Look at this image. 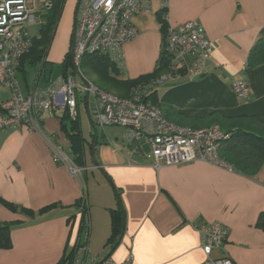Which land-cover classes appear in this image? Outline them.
Instances as JSON below:
<instances>
[{
  "label": "crops",
  "instance_id": "obj_1",
  "mask_svg": "<svg viewBox=\"0 0 264 264\" xmlns=\"http://www.w3.org/2000/svg\"><path fill=\"white\" fill-rule=\"evenodd\" d=\"M167 1V23L197 22L213 44L203 76L193 79L180 67L179 77L156 89L157 106L167 120L264 135V61L248 66L253 49L264 43V0ZM160 8V0H152L150 12L131 19L138 36L123 46L121 79H137L157 68L164 37ZM35 68L31 87L26 72L17 70L24 96L40 88L43 74ZM236 80L248 82V99L233 93L231 83ZM10 96L11 91L0 86V107ZM79 106L91 124L86 134L77 110L85 138L82 161L88 168L82 179L53 162L49 150L51 137L66 150L70 145L62 111L42 115L40 129H0V198L15 208L0 204V223L11 227V246L0 248V264H62L82 243L92 264L108 258L122 263L130 256L132 264H203L206 256L197 229L212 223L229 232L214 257L264 264V230L257 227L264 211V161L258 171L245 174L200 161L157 169L146 141L130 146L123 128L101 130L87 103ZM120 203L124 227L115 245L109 241L111 212Z\"/></svg>",
  "mask_w": 264,
  "mask_h": 264
},
{
  "label": "built area",
  "instance_id": "obj_2",
  "mask_svg": "<svg viewBox=\"0 0 264 264\" xmlns=\"http://www.w3.org/2000/svg\"><path fill=\"white\" fill-rule=\"evenodd\" d=\"M72 33L73 73L60 76L52 85L34 88L24 96L19 90L17 70L21 59L33 46L31 26L47 25L46 17L65 0H0V86L11 91L10 98L3 102L0 112V129H40L42 115L54 116L67 110L72 118L78 117V99L87 96V107L94 118V125L103 130L107 126H119L125 130L130 146H139L146 141L151 149L155 168L177 166L192 162H206L217 167L229 165L219 155L222 142L230 137L220 126L205 128L182 126L167 120L160 107L144 99L153 90L168 80L179 77L183 67L186 74L196 79L204 74L206 62L213 52V44L204 28L197 22L169 24L164 33L161 53L168 61V70L150 82L138 84L130 95L123 98L105 92L89 82L81 70L82 61L89 55L106 56L120 70L124 60L123 46L138 35L131 19L148 13L152 0H76ZM161 8H168L167 0H160ZM39 31V33H40ZM80 76L82 83H78ZM238 98L248 99L250 86L247 81L231 83ZM79 94V95H77ZM53 162L68 166L76 177L82 179L88 168L78 166L69 150L48 139ZM85 222L88 221L85 216ZM88 225V222H86ZM203 240L206 256L203 264H234L228 257L216 258L213 252L221 248L228 230L220 223L201 225L197 229ZM86 244L76 246L66 264H92ZM101 264H132V256L122 263L108 258Z\"/></svg>",
  "mask_w": 264,
  "mask_h": 264
},
{
  "label": "trees",
  "instance_id": "obj_3",
  "mask_svg": "<svg viewBox=\"0 0 264 264\" xmlns=\"http://www.w3.org/2000/svg\"><path fill=\"white\" fill-rule=\"evenodd\" d=\"M158 12L159 22L161 24L162 34L165 35L167 30L168 23L166 22L167 9L160 8ZM61 12H63V7L58 5L54 8V10L49 13L46 17L47 25L41 29L40 35L36 38L34 37L33 46L29 53L25 55L19 64L18 71L26 72L25 66L29 65L31 67H39V73L46 76V80L50 79L52 72V64L48 61V55L51 48V43L53 41V37L55 34V30L59 23ZM164 38V37H163ZM71 50H72V39H71ZM71 50L67 52L62 62L63 69L62 75L73 73V60ZM264 43L259 42L256 47L253 49L250 54V63L248 66H256L260 65L264 61ZM161 53L160 58H158V65L153 73L148 75H143L137 79H121L119 76V69L117 66L109 61L110 59L106 56L100 55H89L84 58L82 61V69H84V73L89 74L91 76L99 77L101 83H106L104 86L108 88L109 86L113 89H117L119 95L121 97L129 96V92L131 88L137 86L138 84L150 82L152 79L163 74L166 70H168V61L165 59ZM157 94L156 90H153L149 96H146L144 99L146 102H151L153 105L157 106ZM87 96L80 95L78 105L81 101L87 103ZM84 99V100H83ZM88 105V104H87ZM2 111L0 107V112ZM62 126L63 129L67 132V136L70 139V145L67 148L71 155L73 156V161L76 165L84 167L83 160V149L85 138L82 136L81 130V122L79 117L72 118L67 112V110L62 111ZM57 114V113H56ZM55 114V115H56ZM222 127V126H221ZM230 134V137L222 142L221 147L219 149V155L222 157L221 153L225 155L226 159H223L229 167L232 169L241 172V173H254L258 171L259 165H261L262 161H264V135H260L252 131L251 129L244 128H236L225 130ZM54 138V137H51ZM55 140V138H54ZM4 203L11 209L15 210L13 205L10 203L3 201L0 198V204ZM120 207L116 208V210H112V233L109 241L113 244L117 242V237L120 235V232L123 231L124 227V210L121 208L122 204H119ZM257 227H260L264 230V211L259 214V218L257 220ZM11 227L7 224L0 223V248H8L11 246L10 236ZM116 245V244H115ZM71 259V254H69L65 259H63L62 264H66Z\"/></svg>",
  "mask_w": 264,
  "mask_h": 264
},
{
  "label": "rangeland",
  "instance_id": "obj_4",
  "mask_svg": "<svg viewBox=\"0 0 264 264\" xmlns=\"http://www.w3.org/2000/svg\"><path fill=\"white\" fill-rule=\"evenodd\" d=\"M65 4L63 7V12H61V17L59 20V23L57 25V28L55 30V34L54 37L52 38L53 41L51 43V48L49 51V55H48V61L50 62V64H52L51 68H52V72L50 76V79L47 81L46 80V76L41 75V77L39 78V85L40 88H44V87H48L52 84H54L61 76L62 74V69H63V65L62 62L64 60L65 55L67 54V52H69L71 50V37H72V33H73V24H74V12H75V8H76V4L77 1L76 0H65ZM155 13V12H154ZM29 31L31 33L32 37H38L40 35L39 31H40V27L36 26H31L29 28ZM73 68V66H72ZM81 70L83 72V75H85V78L94 84V86H97L99 89L105 91V92H109L111 94H114L116 96H119V93L117 91V89H113L110 86L108 88H106L104 85L106 83H101V80L99 77L96 76H91L89 74H85L84 69ZM26 77L29 83V86L31 87L33 85V82L36 80L37 74H38V69L35 67H31L29 65L26 66ZM22 75L18 76L19 82L21 81L22 85L25 87L26 86V80H24L23 77H21ZM77 81L78 83H82L83 81L87 82L86 80L81 79L80 76H77ZM88 83V82H87ZM134 88V87H133ZM131 88V90L133 89ZM130 90V92H131ZM129 92V95H130ZM79 95V94H77ZM125 98V97H123ZM78 99V98H77ZM84 100V99H83ZM79 102V99H78ZM84 103V101H82ZM161 109V108H160ZM162 110V109H161ZM78 111L81 114V121H82V125L84 126L83 131L88 134L89 132V126H91V124H89L88 119H86V115H85V110H84V106H79ZM163 112V111H162ZM164 114V113H163ZM209 127V126H208ZM205 128V127H203ZM109 129V128H107ZM121 129V127H120ZM120 129H117L119 131H121ZM113 131V130H112ZM108 133L111 134V130H108ZM113 133H117V131L115 130V132L113 131Z\"/></svg>",
  "mask_w": 264,
  "mask_h": 264
},
{
  "label": "water",
  "instance_id": "obj_5",
  "mask_svg": "<svg viewBox=\"0 0 264 264\" xmlns=\"http://www.w3.org/2000/svg\"><path fill=\"white\" fill-rule=\"evenodd\" d=\"M71 54H72V52H71Z\"/></svg>",
  "mask_w": 264,
  "mask_h": 264
}]
</instances>
